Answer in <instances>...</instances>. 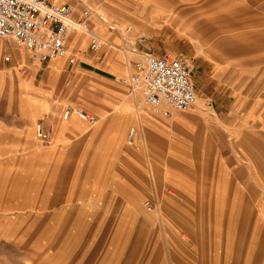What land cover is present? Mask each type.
Segmentation results:
<instances>
[{
    "label": "rangeland",
    "instance_id": "rangeland-1",
    "mask_svg": "<svg viewBox=\"0 0 264 264\" xmlns=\"http://www.w3.org/2000/svg\"><path fill=\"white\" fill-rule=\"evenodd\" d=\"M103 1V5L93 3L91 10L99 12L101 21L106 20L109 25L116 27L115 34L122 44L112 46L109 39L100 38L104 43L102 50H90L88 45L91 37H86L87 25L79 30L82 33L81 43L86 38L85 49L89 55L96 53L99 63H104L110 53L115 54L113 66L122 74L110 75L88 63L80 65L74 50H69L65 57L63 71L47 73L44 68L37 74L39 65L28 61L27 52L17 48L11 41L16 57L8 51L1 55L0 61L5 63L10 57L18 61L11 65L10 70H6L5 76L0 77V109L8 108V101L15 97V108L21 113L20 99L32 93L47 96H44L45 107L47 105L43 116L45 119L52 116L61 119L64 108L68 106L72 107V111L78 110L75 103L86 110L88 114L84 115L95 118L87 107L104 110V95L111 93L105 85L109 82L124 93L139 94L141 104L152 113L145 104L140 89L131 90L118 82L120 77L132 73L136 59L133 46L139 45L146 31L149 32L152 28V23L166 36L172 33L189 34L200 43L202 55L211 61L209 72L219 71L222 84L217 91L224 93L229 100L228 105L221 109L224 112L233 104L240 105L232 112L235 116L231 123H237L238 117L242 128L245 127L242 131L246 138V133L249 134V129L254 126L245 122L247 116L258 119L255 126L261 125L264 120V0H118L117 6L112 5L109 0ZM102 7L104 11L101 10ZM79 12L75 11L74 15L77 17L81 13ZM108 15L116 19L117 23H109ZM125 25L126 28L120 30ZM75 34L71 35L68 42L71 47L80 45L72 42ZM157 45L162 47V44ZM171 48L184 54L183 44H174ZM121 58L128 60L127 71L121 64ZM180 59L185 63L184 58ZM190 71L191 77L193 69L190 68ZM212 104L217 106V102ZM11 105L12 103L10 108L13 110ZM32 111L36 116L35 108ZM36 125L35 122L32 140L41 144L35 137ZM24 137L23 127H18L17 145H20ZM100 161L101 163L96 158L87 157L80 169L78 166L66 167V175L69 173L67 177L70 181L75 178L78 182L80 177L87 179L89 174L98 173L105 164L109 165H102L104 160ZM30 165L22 162L24 170L18 168L17 173L14 167L7 164L0 167V264H165L163 259L169 261V253H172L169 256L171 264H247L244 256L248 250V239L252 236L258 239L264 237L262 229L255 225L252 229L254 214L250 212L249 198L246 197L248 191H235L238 196L241 195V212L237 215L228 213V206L217 208L216 200L212 204L211 199L207 198L208 187L212 184L208 178L216 167H208V175L204 181L200 180L201 171L197 168V171L186 176L189 181L182 184L192 187L188 192L194 197L186 200L187 212L180 216L176 225L169 222L165 213L160 219L156 214L150 216L140 226V223L131 218L128 221L126 218V222L111 224L105 220V213H90V209L94 208L89 206H72L69 200H74L76 196L80 198L78 190L70 192L66 200L68 203L61 210L48 207L46 202L42 203L45 198H41L40 163L33 161ZM176 168L182 173L185 171L184 167ZM12 175L14 180H9ZM243 185L246 183L242 182ZM160 186L164 192L166 188L162 187V181ZM11 187L16 190L15 199L18 200V207L11 208L15 212H10L6 196ZM165 192L171 197L176 195L172 188ZM82 194L88 195V192ZM104 196L103 193L105 202ZM182 199L184 203V196ZM152 202L150 209L154 205L156 209L169 211V200L165 197L161 198L160 203L154 200ZM112 226L116 227L111 229ZM226 238H233L235 245L225 246L218 242L219 239ZM180 239L187 241L177 242ZM236 241L241 244L236 245ZM207 254H216L218 260L216 258V261H212V255L211 259H206ZM238 255L239 260L236 258Z\"/></svg>",
    "mask_w": 264,
    "mask_h": 264
},
{
    "label": "crops",
    "instance_id": "crops-1",
    "mask_svg": "<svg viewBox=\"0 0 264 264\" xmlns=\"http://www.w3.org/2000/svg\"><path fill=\"white\" fill-rule=\"evenodd\" d=\"M52 1L72 8L73 18L80 20L82 26H88L87 30L85 27L86 37L94 36L100 41L103 38L109 39L110 44L116 47L122 44L118 35L115 34L116 27L109 25L106 20L101 21L98 17L99 12L91 10V5L95 2L100 5L105 4L103 0ZM109 1L112 5H118V0ZM131 1L136 2V0ZM81 9L89 10L88 18L81 17ZM75 11L81 13L79 12L80 14L76 17ZM108 16L109 23L116 22V19ZM126 26L120 30L125 29ZM151 27L149 32L146 31L145 37L141 38L139 45L133 46L132 50L136 53L134 62L143 53L157 57L184 58L185 64L188 62L186 65L193 69L190 81L198 98V103L192 109L184 113L170 110L166 117L154 115L141 104L140 99L137 98L138 95L124 93L122 89L108 82L105 85L111 93L104 95V110L87 107L96 119L94 125H89L84 118V114L88 113L79 103H75L78 110L74 109L66 120L62 119V115L61 119L56 116L45 119L43 116L47 109L44 99L46 95L26 94L20 99L21 113L16 110L17 100L13 97L8 101V108L0 109V167L7 164L14 167L17 173L19 169L24 170L21 166L22 162L31 165L33 161L40 163L41 198H45V201L41 202H46L48 207L61 210L68 203L66 200L70 192L78 190L80 198L76 196L74 200H69L72 206L78 204L92 207L94 209H90V213L107 214L105 220L111 224L126 222V218L127 221L131 218L135 219L136 223H140V226L144 224L145 219H150V216L156 214L160 219L165 213L169 222L176 225L180 216L187 212L186 200L189 198L192 200L194 197L188 192V189L192 187L182 184V182L188 183L189 178L186 176H190L192 171L198 169L201 171L200 180L204 181L208 175V167H216L208 178L212 184L208 187L207 198L211 199L212 204L215 199L217 208L228 206L227 212L237 215L241 212L239 208L241 195L238 196L235 191L243 190L245 193L248 191L246 197L249 198L250 212L254 214L252 229L255 225L256 228L264 231V120L260 126H255L258 119L247 116L245 122L254 126L249 129V134L246 133V138L245 132L242 131L245 127L242 128L237 116V123L234 125L231 123L235 116L232 112L240 105L233 104L224 112L221 109L228 105L229 100L224 93L217 91L222 84L219 80V71L209 72L211 61L202 55L200 43L189 34L172 33L166 36L161 29L158 31L156 25L151 23ZM81 34L77 31L72 41L76 45L80 43L78 47H71L68 44V49L74 50L78 56L80 65L88 63L110 75L122 74L113 66L115 54L110 53L104 63H99L96 53L89 55L85 49L86 38L81 43ZM145 39L148 41L146 42ZM10 42V40L2 41L0 57L8 51L16 57ZM101 43L102 46L98 51L103 48L104 43L102 41ZM157 43L162 44V47H159ZM174 44H183L184 54L173 51L171 46ZM64 59L65 57L57 58L47 63L28 61L33 65H39L36 70L38 74L44 68L47 73L63 71ZM121 59V64L127 71L128 60ZM17 61H14L12 57L5 63L0 61V77L5 76L6 70H10L11 65ZM212 102H217V106H213ZM10 103L13 110L10 108ZM33 108L38 116L33 115ZM65 109L66 107L62 114ZM35 122L47 133L46 139L38 138L35 133L36 139L42 145L32 140ZM18 127H23L25 134L20 145H17L16 141ZM130 130L134 132L133 146L128 144ZM87 157L96 158L99 163H101L100 159L104 160L102 165L108 163L110 166L105 164L98 173L89 174L87 179L80 177L78 182L75 178L70 181L67 177L69 173L66 175V167L78 166L80 169ZM178 166L184 167L185 171L182 173L176 168ZM11 179L14 180L13 175L9 180ZM191 180L192 177H190ZM161 181L162 187L166 188L164 192L161 191ZM242 182L246 185L242 186ZM11 188L6 196L9 199V208L16 209L17 194L16 190ZM170 188L176 192L175 197L165 192ZM84 192H88V195L82 194ZM103 193L105 202L102 198ZM182 196H184V203ZM162 197L169 200V211L156 209L154 205L150 209L152 200L160 203ZM13 198L15 200H11ZM145 202L149 203V208L144 205ZM14 209L10 212H15ZM101 220L102 218L99 219ZM181 240L183 239L177 242ZM184 240L187 241V239ZM218 242L225 246L235 245L233 238L219 239ZM236 242L238 246L241 244ZM246 246L248 250L244 261L247 264H264V237L258 239L252 236L248 239ZM171 254L168 255L169 261L163 259L165 264H171V257H169ZM211 255L207 254L205 258L211 259ZM212 257V261H216V254ZM236 258L239 260L240 255Z\"/></svg>",
    "mask_w": 264,
    "mask_h": 264
},
{
    "label": "built area",
    "instance_id": "built-area-1",
    "mask_svg": "<svg viewBox=\"0 0 264 264\" xmlns=\"http://www.w3.org/2000/svg\"><path fill=\"white\" fill-rule=\"evenodd\" d=\"M88 16L89 10H83L81 17ZM81 26L82 22L73 18L71 7L52 0H0V44L4 40L13 41L34 63L66 57L69 38ZM101 46L97 37L90 38V50L98 51ZM190 73L189 66L180 59L143 53L134 63L132 73L120 77L118 82L131 90L140 89L152 113L166 117L170 110L186 112L196 105ZM71 112L72 107H66L62 119L66 120ZM84 117L90 125L95 124L94 117ZM35 133L40 139L47 137L40 125H36ZM133 143L134 132L130 130L128 144ZM144 205L150 207L148 202Z\"/></svg>",
    "mask_w": 264,
    "mask_h": 264
},
{
    "label": "bare ground",
    "instance_id": "bare-ground-1",
    "mask_svg": "<svg viewBox=\"0 0 264 264\" xmlns=\"http://www.w3.org/2000/svg\"><path fill=\"white\" fill-rule=\"evenodd\" d=\"M101 10L102 11H104V9H103V7L101 8ZM87 27V26H86ZM81 28H82V26H81ZM81 28H80V30H81ZM83 31V30H82ZM157 57V56H156ZM55 60V59H54ZM132 90H134V89H132ZM139 95V94H138ZM138 98V97H137ZM196 99H197V97H196ZM197 101V100H196Z\"/></svg>",
    "mask_w": 264,
    "mask_h": 264
}]
</instances>
